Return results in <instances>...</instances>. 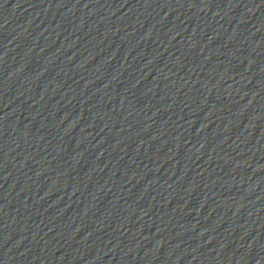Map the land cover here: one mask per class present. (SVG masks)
<instances>
[{"label":"water","instance_id":"1","mask_svg":"<svg viewBox=\"0 0 264 264\" xmlns=\"http://www.w3.org/2000/svg\"><path fill=\"white\" fill-rule=\"evenodd\" d=\"M0 264H264V0H0Z\"/></svg>","mask_w":264,"mask_h":264}]
</instances>
